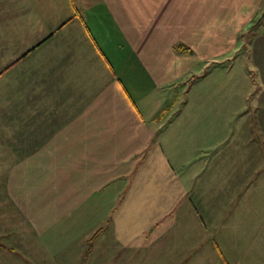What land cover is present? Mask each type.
I'll return each instance as SVG.
<instances>
[{
	"label": "crops",
	"instance_id": "obj_1",
	"mask_svg": "<svg viewBox=\"0 0 264 264\" xmlns=\"http://www.w3.org/2000/svg\"><path fill=\"white\" fill-rule=\"evenodd\" d=\"M262 2L0 0V61L13 58L0 67V259L94 264L97 244L181 245L180 257L213 225L214 256L234 244L235 264H264V97L214 148L205 113L167 101L212 26L254 20ZM200 143L197 169L179 162Z\"/></svg>",
	"mask_w": 264,
	"mask_h": 264
},
{
	"label": "rangeland",
	"instance_id": "obj_2",
	"mask_svg": "<svg viewBox=\"0 0 264 264\" xmlns=\"http://www.w3.org/2000/svg\"><path fill=\"white\" fill-rule=\"evenodd\" d=\"M255 17L254 20L252 19L240 26L233 24L212 26L210 40H205L203 51L205 57L201 62V67L196 66L191 74L184 77L175 88L167 92V101L168 104L173 105L172 110L176 111L178 107L179 112L186 105V102L190 101L189 112L195 113L201 110L200 113H205L207 131L210 132V141L205 144L211 145V148L219 146L220 143L222 146H227L229 140L226 139H232L234 133L243 125L248 111L254 110L258 106L259 98L257 97H264V0ZM11 59L13 58H2L0 67ZM198 75L201 76L198 77ZM199 105H204V108H200ZM261 105L264 107L263 100ZM206 145L197 144L193 154L187 152L177 154L179 162L186 161L188 158L193 161V157H195L194 162L197 169V165L205 159L199 149ZM184 147L186 146L180 145L179 149ZM211 154L212 152L209 153L208 157H211ZM0 171L4 173L6 170ZM196 218L199 221L206 220L200 216H196ZM137 220L136 217H127L126 228L133 231L137 230L139 227ZM108 225L111 223L108 222ZM209 227L212 228L210 239L201 240L206 244L195 243L196 246L193 249L181 254L180 257H176L177 255L171 252L182 253L184 247L181 245L177 249L173 248L172 251H168L166 247L161 249L155 244H138V247L134 249L123 248L122 244H97L98 248L94 249V264H108L109 254L111 259L119 256L122 258L124 255L130 259L127 264H235L234 244H226L229 259L222 257L221 261L218 255L212 254V251L216 252L218 246V228L215 229L213 225ZM187 230L191 243L199 234L192 227L188 226ZM109 235L111 233L106 232L104 237ZM180 235L181 233L179 237ZM176 241L179 244H186L179 239ZM210 241L213 243L211 247ZM0 243H2L0 244V251L2 252L1 249L4 250L5 248L3 237H0ZM245 245L243 244V257H239L243 261H246L252 253L251 251L246 254ZM170 253L172 258H170ZM173 261L175 262L173 263ZM0 264L11 263L0 259ZM115 264H122V262L115 261Z\"/></svg>",
	"mask_w": 264,
	"mask_h": 264
},
{
	"label": "trees",
	"instance_id": "obj_3",
	"mask_svg": "<svg viewBox=\"0 0 264 264\" xmlns=\"http://www.w3.org/2000/svg\"><path fill=\"white\" fill-rule=\"evenodd\" d=\"M178 48H179L180 51H185L186 49H187L188 51H190V52L192 51L189 47L186 48V47H184L183 45H179Z\"/></svg>",
	"mask_w": 264,
	"mask_h": 264
}]
</instances>
